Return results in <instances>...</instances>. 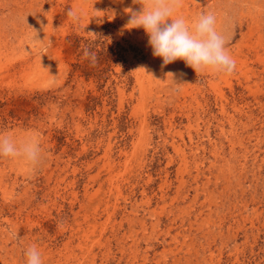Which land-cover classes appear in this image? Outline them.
Here are the masks:
<instances>
[{
	"label": "rangeland",
	"instance_id": "374dc122",
	"mask_svg": "<svg viewBox=\"0 0 264 264\" xmlns=\"http://www.w3.org/2000/svg\"><path fill=\"white\" fill-rule=\"evenodd\" d=\"M136 2L0 0V134L42 149L0 157V264H264V0H183L245 62L199 75Z\"/></svg>",
	"mask_w": 264,
	"mask_h": 264
},
{
	"label": "clouds",
	"instance_id": "9594fccd",
	"mask_svg": "<svg viewBox=\"0 0 264 264\" xmlns=\"http://www.w3.org/2000/svg\"><path fill=\"white\" fill-rule=\"evenodd\" d=\"M137 3L136 0H133ZM183 0H144L140 10L131 11L127 25L143 28L148 35V45L154 57H161L163 65L183 60L199 75L204 72L231 74L236 69V60L228 51L230 38L217 30V16L214 12L200 13L191 22L183 16H176ZM67 16L73 22L80 20V11L69 8ZM175 16V18H173ZM171 20V23L166 21ZM94 65L95 52L84 50ZM175 81V80H174ZM42 149L35 137L21 142L10 135L0 134V157H23L32 165L41 160ZM26 264H43V257L37 245L25 249Z\"/></svg>",
	"mask_w": 264,
	"mask_h": 264
},
{
	"label": "bare ground",
	"instance_id": "6f19581e",
	"mask_svg": "<svg viewBox=\"0 0 264 264\" xmlns=\"http://www.w3.org/2000/svg\"><path fill=\"white\" fill-rule=\"evenodd\" d=\"M128 14V13H127ZM115 15V14H114ZM251 29V28H250ZM252 30H253V28H252ZM248 32V31H247ZM250 32V31H249ZM261 34V33H260ZM238 36V35H237ZM237 36L234 34L233 35V42L234 43H239V37L237 38ZM231 37V36H230ZM247 39V38H246ZM257 39V38H256ZM263 39H264V35H263ZM243 40V39H242ZM258 40H260L259 42H261V40H262V35L258 38ZM258 42V41H257ZM262 43V42H261ZM236 45V44H235ZM262 45V44H261ZM249 46V45H248ZM227 48H228V51L230 52V54L232 55V57L236 60V65L239 67V68H241V69H245V62L243 61V60H241V59H239V58H235L234 56H233V54L231 53V51H230V49H229V47H228V45H227ZM251 48H252V46H251ZM250 48V49H251ZM256 49V48H255ZM255 55V54H254ZM153 56V55H152ZM260 58V57H259ZM262 59H264V55H263V57H262ZM152 60V59H151ZM260 60V59H259ZM173 64V63H172ZM169 66V65H168ZM164 67H165V65H164ZM156 68V67H155ZM176 68V67H175ZM180 68V67H179ZM162 70V69H161ZM168 70V69H167ZM170 71V70H169ZM176 71V70H175ZM153 72V71H152ZM185 72V71H184ZM160 73V72H159ZM166 73V72H165ZM250 73V72H249ZM152 74V73H151ZM183 75V74H182ZM153 76H155L156 78L155 79H157L159 76H158V73L157 74H155L154 72H153ZM165 76H167V75H165ZM191 77V76H190ZM188 79V78H187ZM189 80V79H188ZM194 80V79H193ZM156 82V81H155ZM189 82V81H188ZM164 84H165V82H164ZM144 90V89H143ZM108 164V163H107ZM106 165V164H105ZM108 167V166H107ZM111 183V182H110ZM116 186V185H115ZM117 190V189H116ZM120 194V193H119ZM143 221V220H142ZM142 223V222H141Z\"/></svg>",
	"mask_w": 264,
	"mask_h": 264
}]
</instances>
